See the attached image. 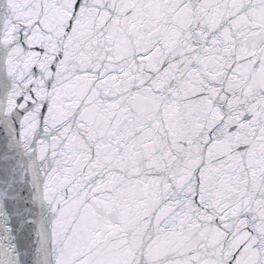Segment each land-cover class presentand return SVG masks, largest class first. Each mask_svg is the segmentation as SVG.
Listing matches in <instances>:
<instances>
[{
  "label": "snow or ice",
  "instance_id": "snow-or-ice-1",
  "mask_svg": "<svg viewBox=\"0 0 264 264\" xmlns=\"http://www.w3.org/2000/svg\"><path fill=\"white\" fill-rule=\"evenodd\" d=\"M0 264H264V0H0Z\"/></svg>",
  "mask_w": 264,
  "mask_h": 264
}]
</instances>
